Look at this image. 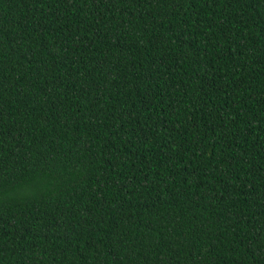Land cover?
Segmentation results:
<instances>
[{
	"label": "trees",
	"instance_id": "16d2710c",
	"mask_svg": "<svg viewBox=\"0 0 264 264\" xmlns=\"http://www.w3.org/2000/svg\"><path fill=\"white\" fill-rule=\"evenodd\" d=\"M0 264H264V0H0Z\"/></svg>",
	"mask_w": 264,
	"mask_h": 264
}]
</instances>
